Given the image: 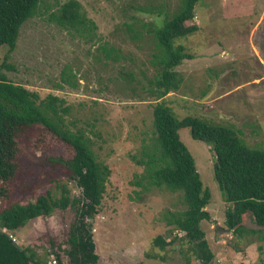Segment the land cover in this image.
I'll return each instance as SVG.
<instances>
[{
	"label": "rangeland",
	"instance_id": "rangeland-1",
	"mask_svg": "<svg viewBox=\"0 0 264 264\" xmlns=\"http://www.w3.org/2000/svg\"><path fill=\"white\" fill-rule=\"evenodd\" d=\"M69 1L40 2L37 15L21 28L16 49L0 48V72L38 90L44 99H63L68 113L59 109L57 116L50 114L52 120L64 131H86L99 161L111 168L108 188L117 199L107 197L90 219L100 264H186L181 241L165 251L154 246L159 236L168 242L175 237L165 214L185 208L181 196L153 186L142 163L144 140L155 131L151 103L157 97L148 92L156 89L151 85L157 73L153 32L178 13L182 0H77L88 18L79 32L52 17ZM263 20L264 0H201L196 19L189 23L199 31L176 41L194 59L175 69L183 74L181 90L164 100L178 119L194 117L236 129L249 146L264 150ZM7 56L14 70L3 67ZM180 136L212 195L207 210L213 220L202 223L215 253L212 264H264V228L254 217L248 218L250 234L244 239L232 232L217 239L216 226L228 229V203L215 177L214 145L193 139L190 129L181 130ZM39 137L44 142L35 151L31 143ZM20 143L23 172L12 203L33 201L49 190L59 199L64 186L72 197L82 196L65 163L74 151L64 140L38 126ZM76 217L72 208L58 210L29 223L13 239L20 248L35 249L46 264H70L65 251ZM178 234L185 238V233Z\"/></svg>",
	"mask_w": 264,
	"mask_h": 264
},
{
	"label": "trees",
	"instance_id": "trees-1",
	"mask_svg": "<svg viewBox=\"0 0 264 264\" xmlns=\"http://www.w3.org/2000/svg\"><path fill=\"white\" fill-rule=\"evenodd\" d=\"M41 1L0 0V48L7 47L11 53L16 49L21 28L37 15ZM200 2L182 0L178 13L163 28L153 32V64L157 73L151 85L156 89L148 92L157 97L151 103L155 131L152 138L144 140L146 161L142 160L149 168L151 184L180 195L185 207L177 212L167 211L165 219L171 229L169 233L176 235L169 242L164 236H159L154 240V246L165 251L175 241H181L180 253L186 264L195 261L212 264L215 253L202 228L204 221L213 220L207 210L212 195L203 184L193 155L181 139L180 131L183 129H190L193 139L214 145L217 158L215 177L227 196L225 224L233 236L242 240L250 234L246 223L251 216L258 227L264 228V150L249 146L236 129L194 117L178 119L164 102L166 97L181 90L183 74L175 69L194 59L185 45L176 41L199 31L197 24L189 23L196 19V8ZM82 8L79 1L71 0L62 7L59 15L53 14L52 17L60 25L83 31L88 18ZM261 25L264 30V20ZM96 30L93 21V39L97 38ZM9 58L6 57L3 67L14 70L7 62ZM64 105L65 101L58 96L49 95L44 99L38 90L14 83L0 72V264H46L35 249L20 248L12 238L13 234L41 217L48 218L58 210L69 208L77 213L65 251L69 263L100 264L90 219L96 218L107 197L116 200L117 193L109 191L111 168L99 161L93 149V139L86 131H64L52 120L50 114L57 116L59 109L63 114L68 113L67 108L63 109ZM38 126L45 127L73 149V157L65 163L82 190L81 197H72L70 189L64 186L59 199L49 190L33 201L11 202L23 172L20 141ZM43 142L39 137L31 143V148L37 151ZM179 232L185 233L184 239L181 240ZM57 258L62 262L60 255Z\"/></svg>",
	"mask_w": 264,
	"mask_h": 264
},
{
	"label": "water",
	"instance_id": "water-1",
	"mask_svg": "<svg viewBox=\"0 0 264 264\" xmlns=\"http://www.w3.org/2000/svg\"><path fill=\"white\" fill-rule=\"evenodd\" d=\"M214 91H212L206 99H209L211 96H213ZM216 230H217V239H219L220 238V235H222L224 233H231L232 232L231 229H229V228L228 229H224V228H222L219 225L216 226Z\"/></svg>",
	"mask_w": 264,
	"mask_h": 264
},
{
	"label": "built area",
	"instance_id": "built-area-1",
	"mask_svg": "<svg viewBox=\"0 0 264 264\" xmlns=\"http://www.w3.org/2000/svg\"><path fill=\"white\" fill-rule=\"evenodd\" d=\"M13 238V237H12ZM55 263H57V261H54Z\"/></svg>",
	"mask_w": 264,
	"mask_h": 264
}]
</instances>
